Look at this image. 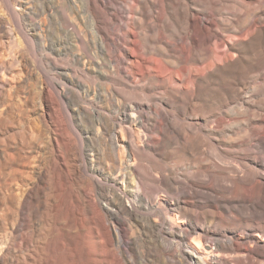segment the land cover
Masks as SVG:
<instances>
[{"label": "bare ground", "instance_id": "1", "mask_svg": "<svg viewBox=\"0 0 264 264\" xmlns=\"http://www.w3.org/2000/svg\"><path fill=\"white\" fill-rule=\"evenodd\" d=\"M106 2L0 0V103L26 94L39 125L0 113V174L17 161L12 173L29 180H11L14 193L0 184V264H264V162L255 157L264 144H253L264 115L249 118L245 134L228 143L221 137L232 124L228 113H243L248 99L224 103L223 115L203 121L181 118L193 107L188 97L205 92L210 71L245 72L257 60L244 51L264 41V0ZM120 5L126 21L111 9ZM5 15L26 47L6 52ZM184 81H194L193 92L183 91ZM96 97L111 111L96 109ZM88 130L113 153L106 165L113 174L98 172L85 154ZM69 135L80 136V162ZM171 144L191 154L179 175L158 154ZM34 146L48 155L36 169L25 158ZM188 185L242 204L227 208L230 220L217 204L196 216L229 225L226 241L182 229L197 207Z\"/></svg>", "mask_w": 264, "mask_h": 264}, {"label": "rangeland", "instance_id": "2", "mask_svg": "<svg viewBox=\"0 0 264 264\" xmlns=\"http://www.w3.org/2000/svg\"><path fill=\"white\" fill-rule=\"evenodd\" d=\"M190 1V0H188ZM105 3L108 4L105 0ZM230 4V3H228ZM191 8L194 11V16H200L199 8L195 7L191 4ZM111 9L113 12L116 13L118 18L123 19V21L127 20V14L124 16L122 11V6H111ZM154 11L157 13L158 9L156 7H153ZM0 10H3L1 4H0ZM155 16V14H154ZM5 19L7 20V24L5 25V29L11 31V39L5 40L7 51H15L19 49L20 47H26V41L18 34L17 30L15 29L14 21L11 20L8 23V20L10 17L8 15H5ZM152 21V19H151ZM28 23V22H26ZM158 29L162 32H164L166 35H169V32L167 30V27L165 24H163V21L157 23ZM230 36H237L238 33L235 31H230L228 33ZM113 37L116 39L117 36L113 32ZM16 36V38H15ZM19 43V44H18ZM152 43H150V46ZM158 45V44H156ZM245 57H250L257 55V60L251 62L249 68L245 70V72L239 71V72H231L227 71L221 74H216L213 70L210 71V74H208L207 81L203 83L202 85H206V90L201 95H195V96H189L187 100H190L193 107L189 108L188 111V117H181L184 118L185 121H190L191 117L199 118V120L209 118L211 116H220L224 113V103H230L235 104L236 102H239L241 100H247L245 103V108L243 113H239L236 111L229 112V117L232 120V124L225 127V131L222 133L221 137L224 141H228V138L235 139L243 136L245 132L249 128V122L248 119H258L259 116L264 115V41L257 42L253 47H251L248 50H245ZM97 60V58H96ZM203 66V63L201 62H191L190 67L193 69H200ZM51 74V72H50ZM154 75L153 73H150V76ZM52 76V74H51ZM86 80V78H83ZM0 79V86L3 85L1 83ZM102 81L96 78V88H99L100 85H102ZM131 83V82H130ZM194 81H184L180 82L182 87L184 88L183 91L190 93L193 92V85ZM144 82H139L137 85H142ZM130 85H135L134 83H131ZM160 85V84H159ZM170 91H174L172 88H168ZM18 98L16 97L15 100H13L10 105L8 103H0V113L4 112L7 113L10 118L14 122H16L17 125L21 124V126L24 125V127H28L29 124H35L37 127L38 125V107L35 101H27L24 98L28 97L26 94L19 95ZM96 109H106L108 111H111V109L105 104L103 101L99 100L97 97L95 98ZM111 114V112H110ZM226 114V113H225ZM114 117V116H113ZM70 122L67 123L68 127L70 126ZM77 125L78 122H75ZM152 124V123H151ZM255 125V124H254ZM82 132V131H81ZM88 135L91 137L90 142L87 144L84 148L85 154L89 156V158L93 159V165L96 168L98 172H104L105 174L110 173L113 174L112 169H106L107 166H111L113 164V158L114 155L111 153V151H105L104 147L102 145V142L98 137H96V134L88 130ZM80 134V133H79ZM87 133H83L81 135L82 138H85ZM77 137V139H76ZM75 135H69V139H74V145L77 148L79 162L81 161V156L79 155V148L81 147L80 141L78 136ZM220 137V138H221ZM2 138V137H1ZM219 143V141H214L212 144ZM253 144H264V134L259 133L256 135V137L253 140ZM217 143V144H218ZM228 143V142H227ZM220 150H224V146H219ZM36 146L32 147L31 149L26 151L25 158L27 162H31V166L36 169L35 164L38 163L40 156L47 159L46 151H39ZM81 150V148H80ZM158 154L162 156L163 162H166L169 166V168H172L175 175L182 174L181 171L184 170L186 166L189 165L191 154L187 150L182 149H176L175 145H166L164 149H160ZM255 157L257 161L264 162V154L255 153ZM161 157H157V160L160 161ZM18 167V162L15 161L10 166H3V171L0 174V184L2 187L9 189L10 192L14 193L12 186V181L19 183L21 186H26L29 183V180H27L25 177L22 179L16 174H13L12 172L16 170ZM178 168L177 170H174ZM180 172V173H179ZM65 177V173L63 174ZM169 177L173 178L175 177L174 174L169 175ZM181 178V177H180ZM41 186H45L44 183H41ZM185 191L189 194H195V198L193 201L196 203L197 207L193 208V215L194 219L191 221V223H187L182 226V229L184 230H191L192 228L196 227L197 230L201 233H206V235L209 238L215 237L213 235V232H216L217 238H222L223 241H226L225 237H229V234H227V229L230 228L227 224H221L220 222H213L211 220H203V219H197L196 216L202 215L203 212H206L208 208H205V205L210 204H217L221 209L226 211V220H230L231 216L230 213H228L227 208L232 207V205H240L238 203H229L227 200L222 199L218 194L215 193L212 189H209L207 187H201V186H186ZM60 193V192H59ZM99 202L103 204V200L99 198ZM126 205L129 206L128 200L126 201ZM162 205L167 209L168 208L167 202L163 201ZM249 205V202L244 201L243 206L246 207ZM244 207L241 209V213H247L248 210L244 209ZM209 210V209H208ZM173 212V211H171ZM1 213V212H0ZM23 224L22 221L19 226V233H23ZM189 226V227H188ZM245 234H251V232L243 231ZM225 238V239H223ZM3 241V232L0 231V242ZM264 243V241H263ZM260 243V244H263ZM232 264V263H231Z\"/></svg>", "mask_w": 264, "mask_h": 264}]
</instances>
